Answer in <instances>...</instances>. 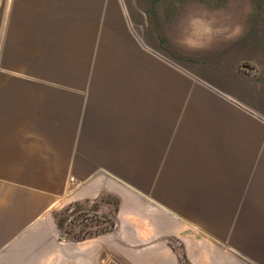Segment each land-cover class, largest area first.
<instances>
[{
  "label": "crops",
  "instance_id": "1",
  "mask_svg": "<svg viewBox=\"0 0 264 264\" xmlns=\"http://www.w3.org/2000/svg\"><path fill=\"white\" fill-rule=\"evenodd\" d=\"M248 12L0 0V264H264V0ZM73 201L111 224L67 238Z\"/></svg>",
  "mask_w": 264,
  "mask_h": 264
},
{
  "label": "rangeland",
  "instance_id": "2",
  "mask_svg": "<svg viewBox=\"0 0 264 264\" xmlns=\"http://www.w3.org/2000/svg\"><path fill=\"white\" fill-rule=\"evenodd\" d=\"M233 3L239 4L241 8H248V18L250 20L256 19V7L258 0H232ZM243 6V7H242ZM237 15H234L236 18ZM101 201L112 204V197L109 195L101 196ZM103 203V202H102ZM96 203L88 204L84 201H73L62 205L57 209L56 223L60 233L67 238L78 240L84 239L103 229H107L111 224L110 218L105 211L96 213L94 206ZM110 208V207H109ZM111 211V208L109 209Z\"/></svg>",
  "mask_w": 264,
  "mask_h": 264
},
{
  "label": "trees",
  "instance_id": "3",
  "mask_svg": "<svg viewBox=\"0 0 264 264\" xmlns=\"http://www.w3.org/2000/svg\"><path fill=\"white\" fill-rule=\"evenodd\" d=\"M181 263H182V264H187V263L185 262V260H181Z\"/></svg>",
  "mask_w": 264,
  "mask_h": 264
},
{
  "label": "built area",
  "instance_id": "4",
  "mask_svg": "<svg viewBox=\"0 0 264 264\" xmlns=\"http://www.w3.org/2000/svg\"><path fill=\"white\" fill-rule=\"evenodd\" d=\"M68 179H69V181H72V177H71V176H69V178H68Z\"/></svg>",
  "mask_w": 264,
  "mask_h": 264
}]
</instances>
